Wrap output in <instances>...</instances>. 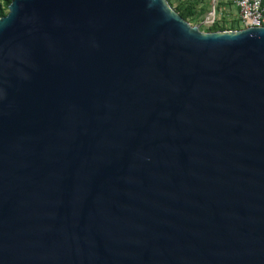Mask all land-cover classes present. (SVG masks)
<instances>
[{"label": "water", "instance_id": "95a60500", "mask_svg": "<svg viewBox=\"0 0 264 264\" xmlns=\"http://www.w3.org/2000/svg\"><path fill=\"white\" fill-rule=\"evenodd\" d=\"M0 264H264V26L11 0Z\"/></svg>", "mask_w": 264, "mask_h": 264}, {"label": "trees", "instance_id": "16d2710c", "mask_svg": "<svg viewBox=\"0 0 264 264\" xmlns=\"http://www.w3.org/2000/svg\"><path fill=\"white\" fill-rule=\"evenodd\" d=\"M11 0H0V17L7 11V6ZM168 3L179 13L181 17L189 21L190 23H196L200 21L205 14L209 11L206 0H167ZM264 3V0H262ZM222 2L220 0L215 4V9L219 8ZM228 4H235L234 0H228ZM215 13V11H214ZM240 28L239 20L232 19L229 24L225 23V20L215 18L212 23L205 27V31H218L228 29Z\"/></svg>", "mask_w": 264, "mask_h": 264}, {"label": "built area", "instance_id": "2783aa9c", "mask_svg": "<svg viewBox=\"0 0 264 264\" xmlns=\"http://www.w3.org/2000/svg\"><path fill=\"white\" fill-rule=\"evenodd\" d=\"M238 10L240 28L264 26V3L262 0H234ZM214 21V16L209 23Z\"/></svg>", "mask_w": 264, "mask_h": 264}, {"label": "rangeland", "instance_id": "374dc122", "mask_svg": "<svg viewBox=\"0 0 264 264\" xmlns=\"http://www.w3.org/2000/svg\"><path fill=\"white\" fill-rule=\"evenodd\" d=\"M208 3L205 6L208 7V12L205 14V16L196 23H191L192 25H198L199 29L205 30V27L209 25V19L212 18V15L210 14V10L212 8V0H206ZM218 0H216L217 3ZM222 4H220L219 8L217 10L215 9L214 13V19H224L226 24H229L232 19H238V10L235 4H228V0H220Z\"/></svg>", "mask_w": 264, "mask_h": 264}]
</instances>
